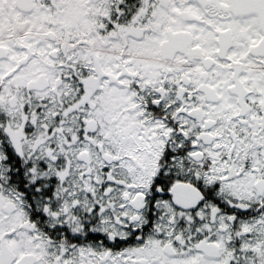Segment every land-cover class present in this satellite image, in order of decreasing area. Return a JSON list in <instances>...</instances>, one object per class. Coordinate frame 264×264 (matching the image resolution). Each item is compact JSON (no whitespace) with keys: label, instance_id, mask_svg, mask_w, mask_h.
<instances>
[{"label":"snow or ice","instance_id":"snow-or-ice-1","mask_svg":"<svg viewBox=\"0 0 264 264\" xmlns=\"http://www.w3.org/2000/svg\"><path fill=\"white\" fill-rule=\"evenodd\" d=\"M0 264H264V0H0Z\"/></svg>","mask_w":264,"mask_h":264}]
</instances>
